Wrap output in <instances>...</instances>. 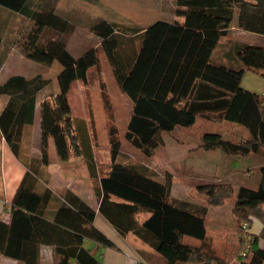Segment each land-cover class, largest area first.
<instances>
[{"label": "trees", "instance_id": "1", "mask_svg": "<svg viewBox=\"0 0 264 264\" xmlns=\"http://www.w3.org/2000/svg\"><path fill=\"white\" fill-rule=\"evenodd\" d=\"M55 0H0V6L32 19L57 33L72 27L55 13ZM174 12L183 22L157 19L148 25L100 19L89 28L99 39V46L110 66L120 91L129 99L131 110L124 138L144 156L151 157L164 144V134L176 126L192 128L199 118L209 122L233 123L244 128L238 140L225 139L218 132L204 131L200 147L220 150L232 156L259 153L264 160V93L258 94L240 85L245 69L259 71L264 78V0H175ZM236 27L263 35L261 44L245 42L226 44L236 57V65L217 62L218 42L224 39L232 21ZM1 43V40H0ZM39 54L56 60L61 66L56 76L57 106L68 109L71 85L85 82L89 68L98 64L95 48L74 57L64 42L49 38L37 41ZM234 46V47H233ZM231 48V50H230ZM220 59V57H217ZM48 81L39 75L27 78L8 76L0 83V95L7 97L0 112V132L10 150L18 156L23 127L33 123L36 95ZM40 160L48 165V141L51 140L58 160L68 159V148L56 108L47 99L39 105ZM110 169L99 178L103 196L99 212L120 235L132 232L165 259V264H226L207 253L206 208L171 198V175L158 178L144 164L122 162L120 142L109 135ZM88 168L95 169L89 144L84 145ZM11 200L10 220L0 221V254L36 264L37 246L55 247L62 258L59 264L75 259L79 264H100L82 248L84 238L114 247L93 225L94 210L71 191L63 195L52 221L44 218L51 198L46 189L35 192L36 166L29 167ZM209 204L221 205L233 193L228 183L205 187ZM112 195L128 203H114ZM264 163L260 167L257 188L239 186L233 213L248 225L253 218L262 223L247 250L248 261L240 264H262L264 250L253 248V242L264 239ZM150 211L138 224L135 209ZM240 223V224H241ZM186 236L201 245L184 242ZM207 244V245H206ZM209 246V245H208ZM246 256V255H245Z\"/></svg>", "mask_w": 264, "mask_h": 264}, {"label": "rangeland", "instance_id": "2", "mask_svg": "<svg viewBox=\"0 0 264 264\" xmlns=\"http://www.w3.org/2000/svg\"><path fill=\"white\" fill-rule=\"evenodd\" d=\"M165 3L164 0H55V13L67 20L72 27L64 33L54 32L32 19L0 6V33L3 34L2 51L0 52V83L11 75H22L27 78L39 75L46 79L48 83L37 93L36 99L38 105L43 99H47L56 108L68 148V159L60 161L56 156L52 141L49 140V164L41 165L39 163L40 136L33 127H28L22 135L17 159L29 167L30 165L36 166V174L39 173L41 178L47 175L45 168L48 167L54 171L57 162L70 167V171L80 178L85 158L79 142L85 140L90 145L96 166L97 178L91 177L94 186L97 184L98 177L110 169L109 135L113 133L120 142V157L118 158L120 161L144 164L151 173L162 179L169 173L172 199L206 208L204 222L209 230V235L206 237L208 245L214 242L215 247L225 250L230 249L232 245L233 255L243 261H248L252 253L247 250V247L254 236L242 229V223L235 217L232 209L239 186L257 188L258 185L253 183V180L260 176L257 159L256 157L251 158L253 162L251 165H254L253 169L248 170L254 174H252L253 180L248 181L242 176L246 173L247 163L235 160L232 167L240 170L241 174L235 176V179L230 176L231 179H229L227 157L232 155L224 154L218 149L204 150L199 145L204 131L218 132L225 139L238 140L244 135V128L229 122H223L220 125L199 118L192 128L176 126L171 132L164 134V144L159 146L151 157L144 156L124 138L131 103L118 88L99 46V39L89 27L100 19L119 23L131 21L138 24H150L159 12L158 9ZM242 31L237 34L236 30L229 29V44L255 41V36ZM49 38L64 42L66 49L74 57L91 48L97 51L98 64L88 69L85 82L77 80L71 85L67 95L68 109H61L56 103L58 93L56 76L62 69L61 66L56 60L46 55L39 54L41 59L35 57L38 56L35 43L38 40L45 41ZM219 53H221L220 50H216L214 54L217 62L236 65L232 51H227L225 57L218 56ZM240 85L249 91L261 94L264 91V78L259 71L245 69ZM0 97L3 99V96ZM206 155H210V159H206ZM212 167L213 170H210ZM249 175L251 176V173ZM221 183H228L233 193L221 205L209 204L204 193L205 187ZM216 229L221 230V234H217L219 238H213L216 235ZM184 242L195 245L202 243L198 244L199 241L189 236L184 238ZM208 245L205 247H209ZM155 255L157 260L165 261L161 255Z\"/></svg>", "mask_w": 264, "mask_h": 264}, {"label": "crops", "instance_id": "3", "mask_svg": "<svg viewBox=\"0 0 264 264\" xmlns=\"http://www.w3.org/2000/svg\"><path fill=\"white\" fill-rule=\"evenodd\" d=\"M166 3L162 5L159 12L156 13L154 16V21L157 19H163L169 22H183V17L176 15L174 12L176 5L175 0H164ZM11 11V10H10ZM14 12V11H11ZM16 13V12H14ZM18 14V13H17ZM20 15V14H19ZM153 22V21H152ZM235 20L232 21L231 26L229 29L236 30L237 34L243 32L241 29L236 27ZM141 25H148L142 24ZM16 32V31H15ZM13 32V34H15ZM249 34L255 36V41H249L245 43L250 44H261L263 40V35L246 31ZM247 33V34H248ZM10 36V34H8ZM18 36V34H16ZM242 37V36H241ZM18 38V37H17ZM230 39L229 30L228 34L224 39H221L218 42V46L215 50H220L218 56L225 57L227 56V51H229V47L226 45ZM0 52L2 51V43H3V34L0 33ZM244 42V41H241ZM221 46V47H219ZM233 56L234 52L232 51ZM233 57V59H234ZM236 60V57H235ZM264 93V91L262 92ZM261 93V94H262ZM1 99L0 97V112L4 108L7 97L4 95ZM37 96V95H36ZM28 127H33L36 132H38L40 136V115H39V108H38V101L36 99V109L34 113L33 123L30 125H25L23 127L22 135L25 133ZM0 221L8 223L10 220V212H11V200L19 187L20 183L22 182L24 175L26 172H29V166L23 164L18 161L17 157L15 156L12 151L10 150L9 146L5 142L2 134L0 132ZM82 150V154H84L83 149L85 144H89L87 141L79 142ZM79 143H77L79 145ZM90 146V145H89ZM257 154H249L248 156H229L227 157L228 165L227 168L228 178L235 179V176H238L240 170L235 169L232 167L233 161H238L241 163H247L246 173L242 174L243 178H247L248 181L253 180L251 165L253 162L251 158L257 159L258 167L263 165L264 160L263 158ZM84 156V155H83ZM206 159H210V155L205 156ZM55 170L52 171L48 167H46L47 175L45 178L39 177V173L35 174L34 178L35 185L34 190L39 195L43 193L46 189L51 191V198L44 209V218L52 221L55 215V212L61 205V201H63V195L66 191H71L74 193L80 200L88 204L95 212L92 225L99 230L103 235L106 236L114 245V247H107L98 242L93 241L90 238H84L82 241V248L89 252L100 264H165V261H160V259H156V255L158 254L155 250L149 246L147 243L142 241L132 232H128L125 235H120L118 231L110 224V222L99 212L98 206L99 202L103 196L102 192L100 191L99 187V178L108 174L105 173L102 176L98 177V181L96 185H92V178H97L96 166L95 169H89L88 165L85 160L84 169L81 170L80 178L77 177L75 173L70 171V167L65 166V164L55 163ZM69 169V170H68ZM253 169V168H252ZM213 170V167L210 168ZM248 171V172H247ZM251 173V176L249 175ZM45 174V172L43 173ZM254 175V174H253ZM231 176V177H230ZM246 176V177H245ZM79 183H77V182ZM260 181V176L258 179L253 180L255 185H258ZM77 183V184H75ZM242 185V184H241ZM246 186V185H242ZM238 189V188H237ZM237 191V190H236ZM170 193H172V186ZM236 194V193H235ZM108 199L114 203H125L128 205L127 202L110 195ZM261 209L264 211V203L260 205ZM150 214V211L144 209H135L133 213V219L138 223L141 224ZM206 237L209 235V230L204 222ZM216 235L213 238H219L217 234H221V230L216 229ZM262 230V223L258 218H253L249 224V233L253 236H258V234ZM239 235H237V239H239ZM236 239V240H237ZM199 241V240H197ZM199 241L198 244H200ZM252 243V242H251ZM202 244V243H201ZM253 246L255 248H261L264 250V239L258 238L256 242H253ZM206 251L214 256L223 258L227 264H240L243 262L241 258L233 255V248L232 245L230 249H219L215 247L214 242L209 245V248ZM240 256V254H239ZM62 256L57 254L55 251V247L52 245L47 244H39L37 246V262L36 264H59ZM0 264H24L20 260H16L14 258H10L0 254ZM68 264H79L75 259H70ZM264 264V260L262 262Z\"/></svg>", "mask_w": 264, "mask_h": 264}, {"label": "built area", "instance_id": "4", "mask_svg": "<svg viewBox=\"0 0 264 264\" xmlns=\"http://www.w3.org/2000/svg\"><path fill=\"white\" fill-rule=\"evenodd\" d=\"M241 227L245 232L249 231V225L247 224V222H242Z\"/></svg>", "mask_w": 264, "mask_h": 264}]
</instances>
